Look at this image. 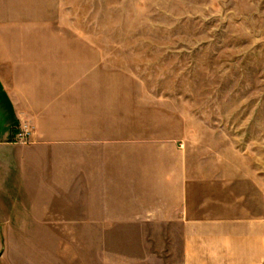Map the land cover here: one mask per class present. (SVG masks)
Returning a JSON list of instances; mask_svg holds the SVG:
<instances>
[{
    "label": "rangeland",
    "instance_id": "374dc122",
    "mask_svg": "<svg viewBox=\"0 0 264 264\" xmlns=\"http://www.w3.org/2000/svg\"><path fill=\"white\" fill-rule=\"evenodd\" d=\"M0 40L37 63L59 42L63 71L95 91L80 131L172 143L225 217L264 220V0H0ZM33 177L0 166V264H182L174 225L122 223V190L95 193L92 218L44 221Z\"/></svg>",
    "mask_w": 264,
    "mask_h": 264
},
{
    "label": "crops",
    "instance_id": "0c3cea01",
    "mask_svg": "<svg viewBox=\"0 0 264 264\" xmlns=\"http://www.w3.org/2000/svg\"><path fill=\"white\" fill-rule=\"evenodd\" d=\"M23 47L0 40V166L34 176L33 191L44 194L31 206L43 209L44 221L64 213L92 218L95 193L122 190V223L174 225L169 237L180 243L182 264H264V220L225 217L216 195L201 191L203 171L165 145L172 143L94 139L80 131L88 126L95 91L87 84L82 90L76 74L63 71L59 42L36 46L35 54H43L38 63L13 50ZM25 130L30 136L22 144ZM118 144L122 156L110 157L106 148ZM47 193L54 195L49 201Z\"/></svg>",
    "mask_w": 264,
    "mask_h": 264
},
{
    "label": "built area",
    "instance_id": "2783aa9c",
    "mask_svg": "<svg viewBox=\"0 0 264 264\" xmlns=\"http://www.w3.org/2000/svg\"><path fill=\"white\" fill-rule=\"evenodd\" d=\"M29 136H30V132L27 131V130H25L21 135H19V137H18V142H19V143H22V144L26 143L27 138H28Z\"/></svg>",
    "mask_w": 264,
    "mask_h": 264
}]
</instances>
